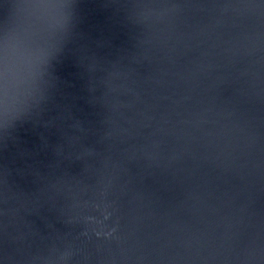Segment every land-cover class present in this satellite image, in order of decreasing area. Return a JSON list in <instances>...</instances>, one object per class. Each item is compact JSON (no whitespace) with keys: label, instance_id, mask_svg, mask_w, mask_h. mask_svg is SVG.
Instances as JSON below:
<instances>
[{"label":"water","instance_id":"1","mask_svg":"<svg viewBox=\"0 0 264 264\" xmlns=\"http://www.w3.org/2000/svg\"><path fill=\"white\" fill-rule=\"evenodd\" d=\"M0 264H264V0H0Z\"/></svg>","mask_w":264,"mask_h":264}]
</instances>
